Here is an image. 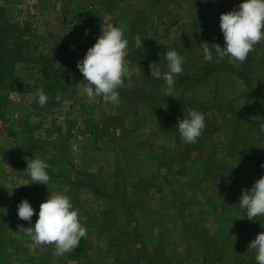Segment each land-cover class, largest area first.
I'll list each match as a JSON object with an SVG mask.
<instances>
[{"label": "rangeland", "instance_id": "374dc122", "mask_svg": "<svg viewBox=\"0 0 264 264\" xmlns=\"http://www.w3.org/2000/svg\"><path fill=\"white\" fill-rule=\"evenodd\" d=\"M241 2L0 0V264H256L248 244L264 217L240 219L239 197L264 175V40L243 64L215 53L206 62L201 47L223 46L220 14ZM109 22L129 41L119 107L87 103L76 67ZM168 50L185 61L170 92ZM37 88L61 91V101L49 95L40 107ZM189 108L207 124L195 144L176 126ZM37 157L51 166L47 186L25 171ZM57 192L87 228L60 257L34 245L17 215L22 199L38 214Z\"/></svg>", "mask_w": 264, "mask_h": 264}, {"label": "clouds", "instance_id": "9594fccd", "mask_svg": "<svg viewBox=\"0 0 264 264\" xmlns=\"http://www.w3.org/2000/svg\"><path fill=\"white\" fill-rule=\"evenodd\" d=\"M220 31L224 44L204 42L202 47L203 59L213 60L214 53L219 60L228 58L229 63L243 64L255 46L264 40V0H242L237 8L222 12L219 19ZM88 30L85 29V34ZM129 41L124 36L121 27L113 23H102L100 35L95 43L88 47L76 67L84 78L83 94L87 103H94L98 97H103L114 106H121L119 89L124 86L125 78L131 79L128 57ZM137 49L141 48L142 40L135 38ZM167 70L162 79L166 84V92H170L176 83V78L184 73V57L176 50L165 53ZM61 93L55 94V100L61 101ZM33 99L40 107H45L49 96L42 88H37ZM181 141L185 144H195L207 127L205 115L198 110L189 108L188 118H181L177 123ZM259 129L264 133V123ZM50 165L41 158L27 160L25 171L31 183L48 185ZM264 168V163L261 164ZM24 183L20 185H29ZM18 185V186H20ZM239 206L246 210L249 221L264 217V175L256 179L250 188L242 189ZM37 215L34 225L31 224L33 215ZM18 218L29 222L31 226H18L36 246H53L56 257L63 256L78 247L81 238H86L87 228L79 219V212L74 208L71 199L63 192L47 196L40 203L38 214L31 204L22 199L17 205ZM248 249L254 250L256 264H264V231L256 234L248 244Z\"/></svg>", "mask_w": 264, "mask_h": 264}, {"label": "trees", "instance_id": "16d2710c", "mask_svg": "<svg viewBox=\"0 0 264 264\" xmlns=\"http://www.w3.org/2000/svg\"><path fill=\"white\" fill-rule=\"evenodd\" d=\"M3 66V65H2ZM6 72H7V70L6 69H3V67H0V85H2L3 83H5L7 80V77H6ZM53 90H51V93L50 92H48V96L50 95L52 98H55V92L53 91ZM60 93H62L61 91H59ZM62 97V96H61ZM48 103H49V101H48ZM52 103H58L57 101H54V102H52ZM179 116V115H178ZM180 116H182V115H180ZM146 261H147V263L148 264H151V263H154V264H160L159 262H157V258L156 257H152V256H147L146 257Z\"/></svg>", "mask_w": 264, "mask_h": 264}, {"label": "built area", "instance_id": "2783aa9c", "mask_svg": "<svg viewBox=\"0 0 264 264\" xmlns=\"http://www.w3.org/2000/svg\"><path fill=\"white\" fill-rule=\"evenodd\" d=\"M181 118H188V116H184V115L180 116V115H179V116L177 117L178 120L181 119Z\"/></svg>", "mask_w": 264, "mask_h": 264}]
</instances>
